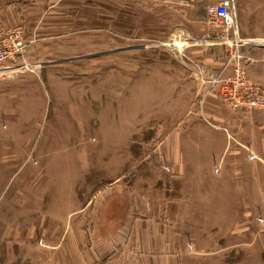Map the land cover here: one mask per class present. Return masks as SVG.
I'll list each match as a JSON object with an SVG mask.
<instances>
[{"label":"rangeland","instance_id":"obj_1","mask_svg":"<svg viewBox=\"0 0 264 264\" xmlns=\"http://www.w3.org/2000/svg\"><path fill=\"white\" fill-rule=\"evenodd\" d=\"M194 1L171 0L170 9L177 14ZM218 1L202 4L199 13L207 14V6ZM175 14H126L123 22L144 32L136 37L104 34L96 28L99 20L91 19L89 37L48 40L29 58L26 52L28 66L16 77L1 73L0 171H9L10 185H16L23 170L34 168L36 185L73 190L74 207L89 206V218L118 217L115 208L149 201L156 214L194 220L198 225L185 230L195 264H264V208L179 210L185 206L179 204L184 183L165 155L178 126L190 121L202 84L187 49L210 40L178 31L183 19ZM167 15L169 33L161 34ZM73 22L74 33L81 24ZM212 26L217 39L211 41L225 65L233 46L226 31L232 29L219 21ZM183 32L191 35L186 39ZM238 37L248 58L241 62L244 67L253 57L243 53L248 43Z\"/></svg>","mask_w":264,"mask_h":264},{"label":"crops","instance_id":"obj_2","mask_svg":"<svg viewBox=\"0 0 264 264\" xmlns=\"http://www.w3.org/2000/svg\"><path fill=\"white\" fill-rule=\"evenodd\" d=\"M211 1L216 0H195L175 14L171 0H0V19L11 28L23 26L26 39L32 41L29 58L48 40L89 37L91 19L99 20L96 28L104 34L136 37L144 32L137 24L123 22L126 14H175L183 19L178 31L188 29L193 36L210 40L187 49L188 59L206 70L207 77L220 72L227 76L233 65L225 68L217 57L216 43L211 41L217 39V30L208 15L198 11ZM234 2L238 33L248 43L242 51L253 57L244 70L251 80L264 85V0ZM73 18L81 24L74 33ZM169 19L167 15L161 34L169 33ZM191 34L184 35L187 39ZM196 102L190 121L178 126V136L169 140L165 155L173 175L184 183L185 199H179V204L185 206L179 210H261L264 112L229 107L218 88L209 90L204 81ZM200 114L212 121L196 117ZM28 168L16 185H10L9 171H0V264L15 260L16 264H195L186 248L185 230L198 225L194 220L176 221L156 214L158 209L149 201L135 202L125 210L115 208L121 212L118 217L99 213L89 218V206L74 207L73 190H43L36 185V170ZM142 194L132 196L145 199Z\"/></svg>","mask_w":264,"mask_h":264},{"label":"built area","instance_id":"obj_3","mask_svg":"<svg viewBox=\"0 0 264 264\" xmlns=\"http://www.w3.org/2000/svg\"><path fill=\"white\" fill-rule=\"evenodd\" d=\"M182 1L190 2L191 0ZM207 15L211 21H219L231 26V32L228 30L226 32L227 37H231L233 46L230 49L225 68L232 65L233 68L232 73L227 76L220 72L211 73L212 75L209 74L207 77L205 76L206 70L199 67L201 80L208 83L209 90L217 87L220 96L229 107L233 109H256L264 112V86L253 82L247 76L242 65L248 61V58L243 56L240 50L241 39L238 37L234 0H221L207 6ZM31 42L26 39L22 25L11 28L0 19V74L8 72L10 77H16L21 66H28L25 55Z\"/></svg>","mask_w":264,"mask_h":264}]
</instances>
